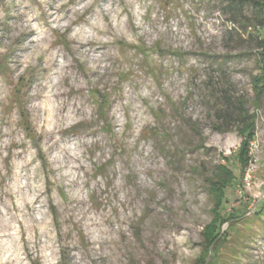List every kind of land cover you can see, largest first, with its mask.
<instances>
[{"label":"rangeland","instance_id":"rangeland-1","mask_svg":"<svg viewBox=\"0 0 264 264\" xmlns=\"http://www.w3.org/2000/svg\"><path fill=\"white\" fill-rule=\"evenodd\" d=\"M233 10L0 0V264H198L219 164L231 218L206 264H264V33ZM237 102L254 117L242 170Z\"/></svg>","mask_w":264,"mask_h":264},{"label":"trees","instance_id":"trees-1","mask_svg":"<svg viewBox=\"0 0 264 264\" xmlns=\"http://www.w3.org/2000/svg\"><path fill=\"white\" fill-rule=\"evenodd\" d=\"M228 8L234 10L230 13L232 20H234V11L239 13L244 12L245 9L251 8L255 12L258 25L253 28L259 32L264 33V0H224ZM259 34V33H258ZM253 38V37H252ZM255 42L257 45V55L260 64L259 75L253 78V90L257 95L264 94V37L260 35L255 36ZM103 106V102L99 107V110ZM234 119L237 122L238 134L242 137L241 145L238 149L237 161L241 170L248 164V146L250 141L254 138V117L248 115L247 110L237 102L235 106ZM225 121L231 119L229 115L223 116ZM233 119V120H234ZM235 175L225 164H219L216 166L215 171L211 177L207 179L208 182V194L213 201L212 220L207 224L202 231V252L198 259V264L209 263L211 259H215L220 250V244L227 241V235L221 232V226L230 221L224 219L221 210L224 207V198L226 189L232 185L235 181Z\"/></svg>","mask_w":264,"mask_h":264},{"label":"built area","instance_id":"built-area-1","mask_svg":"<svg viewBox=\"0 0 264 264\" xmlns=\"http://www.w3.org/2000/svg\"><path fill=\"white\" fill-rule=\"evenodd\" d=\"M255 148V145H254V142H252V143H250V148H249V152H248V155H249V157H251L252 155H253V153H254V149ZM250 163V162H249ZM246 179H244V181H245ZM247 182V181H246Z\"/></svg>","mask_w":264,"mask_h":264},{"label":"bare ground","instance_id":"bare-ground-1","mask_svg":"<svg viewBox=\"0 0 264 264\" xmlns=\"http://www.w3.org/2000/svg\"><path fill=\"white\" fill-rule=\"evenodd\" d=\"M90 43H91V42H90ZM103 47H104V46H103ZM87 48H88V47H87ZM83 53H84V52H83ZM85 53H86V52H85ZM85 53H84V54H85ZM48 63H49V62H48ZM54 98H55V97H54ZM2 218H3V217H2ZM0 233H1V232H0ZM2 234H3V233H2ZM2 236H3V235H2ZM3 238H4V237H3ZM1 241H2V240H1Z\"/></svg>","mask_w":264,"mask_h":264}]
</instances>
